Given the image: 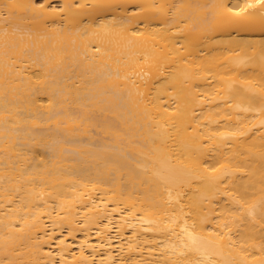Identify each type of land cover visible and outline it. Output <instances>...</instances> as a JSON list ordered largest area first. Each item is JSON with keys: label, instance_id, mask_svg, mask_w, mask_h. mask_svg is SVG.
Masks as SVG:
<instances>
[{"label": "bare ground", "instance_id": "bare-ground-1", "mask_svg": "<svg viewBox=\"0 0 264 264\" xmlns=\"http://www.w3.org/2000/svg\"><path fill=\"white\" fill-rule=\"evenodd\" d=\"M0 264H264V0H0Z\"/></svg>", "mask_w": 264, "mask_h": 264}, {"label": "rangeland", "instance_id": "rangeland-1", "mask_svg": "<svg viewBox=\"0 0 264 264\" xmlns=\"http://www.w3.org/2000/svg\"><path fill=\"white\" fill-rule=\"evenodd\" d=\"M103 130H102V128L100 127V126H96V125H91V127H90V129L87 131V133H86V131L84 132V131H82L83 133H86V134H83V133H78L77 132V134L75 133V134H70V133H68V134H70L69 136H72L73 135V137H76V138H81V137H85V138H91V139H95V140H97V141H100V142H102V141H108L109 143H113V139L112 138H110L111 136L107 133L106 134V132H102ZM79 134V135H78ZM78 135V136H77ZM91 136V137H90ZM112 139V140H111ZM102 140V141H101ZM111 142H110V141ZM72 146L73 145V142H69V143H66V146Z\"/></svg>", "mask_w": 264, "mask_h": 264}]
</instances>
